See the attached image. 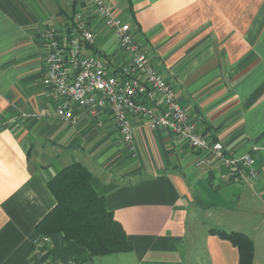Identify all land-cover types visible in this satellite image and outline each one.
<instances>
[{
    "label": "crops",
    "instance_id": "obj_1",
    "mask_svg": "<svg viewBox=\"0 0 264 264\" xmlns=\"http://www.w3.org/2000/svg\"><path fill=\"white\" fill-rule=\"evenodd\" d=\"M129 24L140 49L172 87L198 130L230 156L257 147L254 179H230L217 160L163 128L134 120L122 142L110 110L53 115L42 83L47 26L87 11L91 46L109 70L126 61L117 38L87 0H0V264H41L36 227L55 206L47 183L84 165L91 186L124 229L132 250L80 261L86 250L53 235L46 253L76 264H238L232 244L211 230L240 232L264 264V0H104ZM86 54H93L89 46ZM218 221L200 229L199 213Z\"/></svg>",
    "mask_w": 264,
    "mask_h": 264
},
{
    "label": "built area",
    "instance_id": "obj_2",
    "mask_svg": "<svg viewBox=\"0 0 264 264\" xmlns=\"http://www.w3.org/2000/svg\"><path fill=\"white\" fill-rule=\"evenodd\" d=\"M104 27L112 31L126 61L112 71L85 47L94 44L87 11L75 12L69 26H47L40 31L46 55L42 83L54 102L53 115L74 124L80 112L99 117L108 108L116 129L127 146L134 140V120L150 130L163 128L205 155L198 166L217 160L230 179H254L257 147L241 156H230L223 145L201 133L177 101L172 87L140 49L129 24L123 23L104 0H87ZM48 236L34 242L41 264H76L74 258L59 261L46 253Z\"/></svg>",
    "mask_w": 264,
    "mask_h": 264
},
{
    "label": "trees",
    "instance_id": "obj_3",
    "mask_svg": "<svg viewBox=\"0 0 264 264\" xmlns=\"http://www.w3.org/2000/svg\"><path fill=\"white\" fill-rule=\"evenodd\" d=\"M89 48L97 55L91 46ZM91 179V172L80 163L62 168L47 183L55 198V206L36 227L44 236L61 234L64 241L84 248L86 254L79 258L80 261L132 250L121 224L106 209L104 197L92 188ZM210 233L236 248L238 264H253L254 245L246 234L214 229Z\"/></svg>",
    "mask_w": 264,
    "mask_h": 264
},
{
    "label": "rangeland",
    "instance_id": "obj_4",
    "mask_svg": "<svg viewBox=\"0 0 264 264\" xmlns=\"http://www.w3.org/2000/svg\"><path fill=\"white\" fill-rule=\"evenodd\" d=\"M214 221H218L215 213L205 214L202 211L199 213L200 229L212 227L211 225H213Z\"/></svg>",
    "mask_w": 264,
    "mask_h": 264
}]
</instances>
